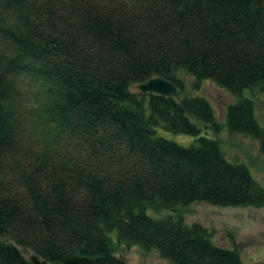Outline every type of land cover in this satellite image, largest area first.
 Here are the masks:
<instances>
[{"label":"trees","instance_id":"obj_1","mask_svg":"<svg viewBox=\"0 0 264 264\" xmlns=\"http://www.w3.org/2000/svg\"><path fill=\"white\" fill-rule=\"evenodd\" d=\"M179 72L235 96L227 128L264 153L243 95L264 91V0H0V264H34L19 246L47 264H127L118 243L174 264H254L200 222L149 212L264 205ZM154 76L178 96L131 90Z\"/></svg>","mask_w":264,"mask_h":264},{"label":"rangeland","instance_id":"obj_2","mask_svg":"<svg viewBox=\"0 0 264 264\" xmlns=\"http://www.w3.org/2000/svg\"><path fill=\"white\" fill-rule=\"evenodd\" d=\"M184 81V93L203 95L211 103L213 112L220 127L217 131L208 133L215 137L222 152L229 160L245 163L252 176L264 186V153L260 151L259 141L239 132H232L226 126V110L230 103L235 102L233 96L225 88L210 79H196L194 76L179 72ZM137 85L131 90L136 91ZM243 95L251 98L256 119L264 127V91L256 88L245 89ZM162 135L180 145L189 146L194 143L195 136L183 133H173L161 127L156 129ZM150 213L157 216L180 214L188 222H200L210 232L212 240L228 247H237L242 260L246 263L264 264V205L254 206H217L196 201L188 205L177 206V211L160 210ZM115 239V233L110 234ZM28 257L29 250L19 246ZM117 255L127 261V264H174L164 259L156 249H145L139 245L118 243Z\"/></svg>","mask_w":264,"mask_h":264},{"label":"water","instance_id":"obj_3","mask_svg":"<svg viewBox=\"0 0 264 264\" xmlns=\"http://www.w3.org/2000/svg\"><path fill=\"white\" fill-rule=\"evenodd\" d=\"M139 91L142 92H153L157 94L162 95H171V96H178V88L175 86V84L162 76H154L146 81H143V83L136 84ZM29 259L34 264H47V261L44 259H40L39 256L36 254H31L29 256Z\"/></svg>","mask_w":264,"mask_h":264}]
</instances>
